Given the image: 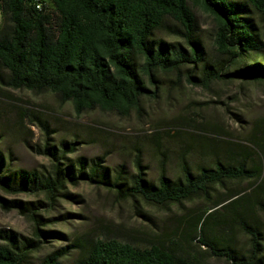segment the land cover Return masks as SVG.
<instances>
[{"label": "trees", "instance_id": "1", "mask_svg": "<svg viewBox=\"0 0 264 264\" xmlns=\"http://www.w3.org/2000/svg\"><path fill=\"white\" fill-rule=\"evenodd\" d=\"M195 7L213 19V56L198 37ZM0 16V88L51 93L61 104L70 103L77 116L139 112L166 80L204 89L233 80L264 82V0H41L40 8L34 0H0ZM160 34L176 41L165 42ZM19 116L40 126L42 144L29 149L46 157L49 166L16 169L0 150V190L37 198H0L2 209L16 210L33 224L32 238L0 229V264H204L202 254L192 250L201 247L227 264H264L262 230L248 222L252 205L264 214V141L251 135L245 141L252 147L187 133L178 178H168L161 164L157 181H150L137 155L128 182L122 167L109 175L103 156L73 157L77 142L55 144L48 125L32 112ZM189 154L201 161L196 171ZM242 180L249 181L245 189L212 198L217 186ZM79 183L105 185L118 199L160 209L195 200L206 208L188 217L183 234H165L146 245L85 234L38 257L43 242L61 237L45 228L54 219H67L43 214L73 199L68 187ZM235 229L249 238L245 251L230 244ZM72 252L76 256L66 262Z\"/></svg>", "mask_w": 264, "mask_h": 264}, {"label": "rangeland", "instance_id": "2", "mask_svg": "<svg viewBox=\"0 0 264 264\" xmlns=\"http://www.w3.org/2000/svg\"><path fill=\"white\" fill-rule=\"evenodd\" d=\"M194 13L198 37L205 52L213 56V19L200 7H195ZM160 37L165 42L176 41L162 34ZM22 110L32 112L48 125L55 144L61 140L77 142L78 149L73 157L90 160L103 156L102 165L108 169L109 175L113 177L115 171L122 167V176L128 182L136 173L134 164L137 155L150 181H157L161 164L165 165L168 178H178L179 157L184 151L181 146L190 142L187 133L231 139L248 146L252 145L245 140L251 135L258 141H264L263 81L216 82L210 89H204L185 82L177 87L173 81L166 80L156 97L144 99L141 110L132 111L128 116L98 110L77 116L70 103L61 104L51 93L34 95L29 91L0 88V150L7 160L10 156L14 168L32 170L48 167L49 161L30 151V146L42 144L43 134L38 123L26 118L21 120L19 112ZM176 131L182 132L181 135L170 138L169 135ZM257 157L259 162L263 159L260 151ZM187 161L193 171L201 162L194 154H189ZM248 182L230 181L223 187L217 186L212 191V198L230 191H241ZM68 192L73 199L62 200L58 211L43 214L48 218L63 214L67 219H54L45 228L55 230L61 237L43 242L42 249L36 253L38 257L67 246L85 234L146 245L163 239L165 234H183L188 217L206 208L202 200L162 209L150 207L139 200L118 199L108 186L98 184L79 183L74 187L69 186ZM0 198L22 201L37 199L32 195L7 194L2 190ZM248 217L249 223H258L264 240V214L252 205ZM0 229L27 238L33 237V224L16 210L8 211L0 207ZM231 239L230 244L240 251L249 247V238L239 230H234ZM192 250L202 254L204 264H227L224 259L208 256L206 251H202L204 247ZM75 256L76 252H72L65 261Z\"/></svg>", "mask_w": 264, "mask_h": 264}, {"label": "built area", "instance_id": "3", "mask_svg": "<svg viewBox=\"0 0 264 264\" xmlns=\"http://www.w3.org/2000/svg\"><path fill=\"white\" fill-rule=\"evenodd\" d=\"M34 1L36 3V7L37 8H40V6H41V0H34Z\"/></svg>", "mask_w": 264, "mask_h": 264}]
</instances>
